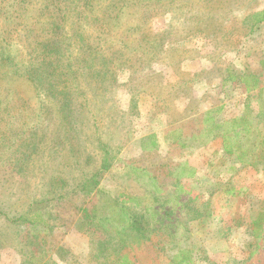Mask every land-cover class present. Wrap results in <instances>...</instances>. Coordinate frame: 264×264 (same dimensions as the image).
Returning <instances> with one entry per match:
<instances>
[{
	"label": "rangeland",
	"instance_id": "rangeland-1",
	"mask_svg": "<svg viewBox=\"0 0 264 264\" xmlns=\"http://www.w3.org/2000/svg\"><path fill=\"white\" fill-rule=\"evenodd\" d=\"M142 1L151 5L129 11L137 16L149 9L153 18L123 37L113 75L88 79L78 70L75 82L82 93L73 97L76 107L66 112L69 116L61 107V91L52 94L42 82L35 92L32 84L0 67V106L18 109L20 98L29 115L24 119L36 120L38 135L37 151L19 163L21 153L13 143L18 134L4 133L0 264H109L113 254L100 257L97 240L105 235L99 223L113 210L112 198L126 199L132 212H146L153 221L165 208L182 218L187 194L180 185L192 196L199 192L198 205L213 215L207 222L169 228L153 243L135 242L136 264H170L186 247L193 250L191 264H264V236L259 240L252 234L264 202V171L239 160V150L226 153L219 135L247 104L254 108L250 118L259 116V100L251 96L261 89L264 96V21L254 23L253 15L264 9V0ZM23 3L0 0V35L7 33L20 48L33 34L24 35L19 22L13 23L16 31L5 29V18L16 17L13 12ZM40 4L27 5L34 16ZM87 22L89 32L100 29L97 20ZM109 40L105 47L114 45ZM104 51L117 55L112 48ZM209 111L222 122L210 133L203 132ZM18 120L2 117L0 128ZM258 124L264 129L263 122ZM107 151L111 165L105 162ZM20 215L35 217V223L14 221ZM91 215L95 225L87 223Z\"/></svg>",
	"mask_w": 264,
	"mask_h": 264
},
{
	"label": "trees",
	"instance_id": "trees-1",
	"mask_svg": "<svg viewBox=\"0 0 264 264\" xmlns=\"http://www.w3.org/2000/svg\"><path fill=\"white\" fill-rule=\"evenodd\" d=\"M23 1V5L18 9L17 6L14 8V10L17 9L13 12L16 17L5 18V20H9L5 24V29L6 26L12 27L11 31L17 29L18 26L13 23L19 22L18 25L23 28L24 35L31 32L32 39L28 43L24 41L20 48L19 43H16L13 38L11 39L7 33L4 37L0 35V67L8 68L9 73L18 75L32 84L35 92L44 87L42 82L48 84L46 89L52 94L54 91H61L65 95L61 107L66 116H69L67 113L71 114V110H75L76 103L73 102V97L82 93L81 87L75 82L79 79L78 70L81 71V74L84 73L88 79L90 77H92L91 79H94L93 77L105 79L108 73L113 75L114 69L120 65L117 60L118 53H121L125 46L123 37L140 31L141 25L153 18L148 13L149 9L143 10L142 14L137 16L134 12L129 11L136 6L151 5L150 3L146 4L147 2L142 4V0H47L48 3L40 0L37 16H34L35 12L29 11L27 7L31 4V0ZM127 15L131 16L128 21L125 19ZM253 18L254 23L264 21V9L256 12ZM89 19L97 20L100 29L96 33L89 32L90 27L87 22ZM123 19L126 20V26L123 25ZM108 37L112 39V42L115 41V48L114 45L105 47L110 41ZM111 48L117 52V55L105 53L104 49ZM71 81L74 84H70ZM258 83L255 79L252 86L256 87ZM72 85H75V88ZM246 88L250 90L251 85L247 83ZM71 94L73 95L71 96ZM254 97L259 100L257 103L259 116L252 114V118H250V112L254 108L247 104L246 112L228 119L225 123L229 124V127L220 130L219 135L223 138L226 153L233 154L239 150V160L248 162L254 167L261 165L264 171V129H261L258 124L263 122L264 125L262 89L258 95L251 96V98ZM20 101V98L16 101L18 105L21 104L18 109L16 106H7L6 108L0 106V120L5 116H12L15 120L19 119L17 125L15 122H6L0 128V148L3 145L2 140L5 132H9V135L18 134L13 143H17V150L21 153L19 163H22L21 160H29L37 151L36 138L38 135L35 132L36 120L27 122V119H24L29 115H25ZM21 114L25 121L19 117ZM255 116L259 122L253 120ZM203 123L205 125L203 132L210 133L222 127V122L211 116L210 111L207 112ZM108 153L107 151L105 162L108 161V164L111 165L112 160ZM92 185V182L88 184V186ZM178 187L181 189V193L187 194L186 198L181 201L180 209L185 210V216L182 218L174 209L165 208L159 219L153 221L148 218L146 212L141 214L132 212L126 204V199L119 200L117 197H113V204H109L113 208L110 214L104 215V218L94 215L103 221L99 225L105 232V235L101 234L97 240L98 255L108 257L107 252H111L113 256L109 264H136L137 254L133 253L135 242L148 240L153 243V237L165 234L166 230L173 229L180 223L187 227L191 220L202 219L203 222H207L213 214L205 205L202 208L198 205L199 192L198 194L194 192L195 195L192 196V191L188 190L185 185ZM89 218L87 223L95 225L93 216L91 215ZM34 219L35 217L26 218V216L20 215L14 221L25 220L35 223L36 219ZM152 223L155 224L152 225ZM263 225L264 202L257 217L253 220L252 234L259 240L264 236ZM161 243L162 241L158 238L155 249L163 248ZM259 245L258 243L256 249L260 247ZM192 255L193 250L190 247L179 248L177 253L172 256L170 264H191Z\"/></svg>",
	"mask_w": 264,
	"mask_h": 264
}]
</instances>
